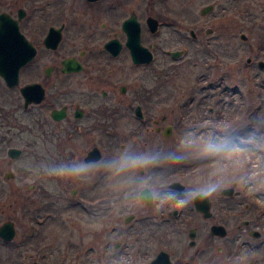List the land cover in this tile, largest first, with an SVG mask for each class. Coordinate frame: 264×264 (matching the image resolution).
<instances>
[{"label": "flooded vegetation", "instance_id": "af4514ba", "mask_svg": "<svg viewBox=\"0 0 264 264\" xmlns=\"http://www.w3.org/2000/svg\"><path fill=\"white\" fill-rule=\"evenodd\" d=\"M11 1L0 0V6L12 7ZM136 1L26 0L25 8L0 12L16 21L19 32L35 50L34 56L19 68L16 85H8L0 75V195L15 189L18 213L29 226L21 249L6 255L0 263L264 264V192L250 194L248 186L240 187L235 182L219 188L217 176L199 177L193 170L230 150L235 153L237 136L248 133L252 129L250 123L239 133L229 134L223 147H217L204 158L166 162L167 152L147 154L144 167L131 174L124 169V162L119 163L122 169L117 171L119 185L115 193L104 192L94 201L89 198L87 201L89 190L80 192L77 199L76 189H71L64 199L60 179L71 177L55 175V171L75 167L73 147L93 145V140L104 138L107 147L112 148L118 137L116 131L125 119L137 122L135 131L126 141H137L135 134L144 130L161 134L175 147L181 143V122L172 121L162 127L159 124L166 121V116L162 115L159 120L151 116L153 105L150 103L158 94L155 88L140 90L138 81L133 80L129 85L130 80L125 82L121 76L125 71L123 64L134 70L154 60L157 46L143 44L144 27L150 37H156L162 27L176 23L174 19L160 17L167 11L166 0H147L148 12L143 18V27L136 13L139 9ZM76 4L104 18L100 27L106 34L105 39L98 48L90 47L97 34L85 32V26H80L75 36L83 39L86 46L59 59L56 55L63 33L71 27L73 20L69 16L75 14ZM202 9L200 14L204 16ZM183 13L187 15L186 11ZM19 14L22 15L20 19ZM59 15L62 17L60 23L56 21ZM33 17L39 22L31 28L32 32L45 33L40 41L29 40L22 31L25 22ZM131 18L139 23L141 45L152 54L149 62H134L126 44L128 37L123 25ZM149 18L157 21L153 31L147 23ZM112 26L118 30L111 29ZM59 29L60 41L52 48L44 40L48 33ZM205 34L212 36L213 30L207 28ZM241 35L240 39L245 40ZM189 36L196 38L192 29ZM173 52L179 53L173 56ZM184 52L183 49L166 51L173 59ZM204 54L211 53L208 49ZM67 60L71 63L64 66ZM259 62L264 61L248 58L246 65L255 64L264 70ZM168 68L167 72L171 71V66ZM32 84L38 86L34 93L22 91ZM138 140L152 145V139ZM218 140L219 137H214V144ZM13 141L18 142V147ZM124 146L121 143L120 149ZM239 146L245 147L246 143L239 142ZM93 148L99 150L100 159L87 161ZM102 158L100 148L93 145L82 155L81 166H92ZM18 175L22 179L17 188L14 182ZM156 207L160 208L158 212ZM8 210L0 204V227L9 224L14 229L11 240L0 236L3 243L13 241L16 236L12 217L17 210ZM75 211L83 215L86 223L83 245L70 243L60 250L38 249L44 240L43 228L53 222L62 223L63 213ZM28 245L37 249H26Z\"/></svg>", "mask_w": 264, "mask_h": 264}, {"label": "rangeland", "instance_id": "374dc122", "mask_svg": "<svg viewBox=\"0 0 264 264\" xmlns=\"http://www.w3.org/2000/svg\"><path fill=\"white\" fill-rule=\"evenodd\" d=\"M164 2H166L167 14L164 12L163 16H160L161 19H174L176 23L162 27L156 37H150L144 27L143 18L148 12L145 7L147 0L135 2V6L139 7L136 13L144 27L143 44L148 47V44L154 43L157 46V53L150 65L131 70L123 64L125 71L121 76L125 78V82L130 80L129 85L133 80L138 81L140 90L155 88L158 94L150 103L153 105L151 116L159 120L165 115L166 121L159 124L162 127L172 121L181 122L180 145L175 147L173 142L164 140L161 134L149 130L147 133L143 130L135 134L137 138L135 142L126 141V138L135 131L137 122L125 119L122 127L116 131L118 137L116 136V144L112 148L107 147L104 138L99 140L100 143L93 140V145L102 151L101 162L86 166L82 175L60 179L61 188L65 191L64 199L68 198L71 189H76L77 199L80 197V192L83 194L89 190L86 192L87 201L88 198L94 201L104 192L108 195L115 193L119 185L117 171L122 169L119 163L124 162V169L130 170L128 174H131L133 173L131 171L135 172L144 167L147 154L153 156L167 152L169 156L166 162L175 160L188 162L191 159L204 158L217 147L225 145L229 134L239 133L248 126V123L252 129L248 133L243 132V136H237L235 153L230 150L217 160L202 164L193 170L195 176H217L219 188L230 186L235 182L240 187L248 186L250 194L264 192V70L259 69L255 64L251 67L246 65L248 58L252 61H264V0H166ZM10 3L12 7L0 6V12L9 9L15 11L18 7L25 8L26 0H12ZM76 5L75 14L69 16L73 20L71 27L63 33L59 52L56 55L59 59L70 52L77 53L86 46L83 39L80 40L75 36L80 26H85V32L95 31L94 35L97 34L90 47L98 48L105 39L106 34L100 27L104 18ZM207 5H212L213 9L202 16L200 10ZM184 11L187 15L183 13ZM61 20L62 17L59 15L56 21L60 23ZM37 21L39 22L34 17L29 19L24 24V30L22 29L31 41H40L45 34L32 32L31 28L37 25ZM207 28L213 30L212 36L205 34ZM111 29L118 30L114 26ZM190 29L195 32V39L189 36ZM84 30L82 29V32ZM241 34L245 35V40L240 39ZM207 47L211 54H204L208 50ZM182 49L185 52L176 59L170 58L166 53V51ZM169 66L171 71L167 72ZM214 137H219L218 143L214 144ZM142 138L152 139V145H146L143 140H138ZM239 142H245L246 146L239 148ZM121 143L125 145L124 149H120ZM17 144V141H13V145ZM93 145L73 147L76 156L75 167H83L80 159ZM203 177L201 179H204ZM21 179L18 175L14 182L15 187H20ZM16 197L14 188L12 192L7 190L4 196L0 195V204L8 207L9 212L13 211L12 209L17 210L12 217L16 226L15 238L8 243L0 241L2 261L6 255L14 254L16 250L21 249L20 244L29 227L27 221L18 213ZM60 203L62 204L61 201ZM159 210L160 208L156 207V212ZM75 212L63 213L60 224L54 222L47 224L42 231L44 239L42 246L37 248L60 250L65 249L70 243L82 246L86 223L83 215ZM37 248L28 245L26 249Z\"/></svg>", "mask_w": 264, "mask_h": 264}, {"label": "water", "instance_id": "95a60500", "mask_svg": "<svg viewBox=\"0 0 264 264\" xmlns=\"http://www.w3.org/2000/svg\"><path fill=\"white\" fill-rule=\"evenodd\" d=\"M93 1V0H90ZM213 9L212 5H207L202 9V14H207ZM22 17L19 14V19ZM153 31L157 25V21L149 18L147 22ZM9 26V27H8ZM8 28V30H7ZM123 28L127 33V46L131 51V55L134 62L146 63L152 59V54L148 48L144 47L140 43L139 38V23L134 18L127 20ZM10 30V31H9ZM60 29L55 32L47 34L44 42L51 44L52 48H56L61 35ZM241 38L245 36L242 34ZM10 43V44H9ZM17 43V44H16ZM19 44V46H17ZM9 47V48H8ZM22 47V48H21ZM179 52H173V56H177ZM35 54V50L30 43L25 40L22 34L19 32L16 21L6 17V14L0 15V75L5 79L8 85L14 86L18 83V70L21 66L26 64ZM71 63V60H67L63 63L64 66ZM259 66L264 67V62H259ZM36 84L26 86L22 91H28L34 93L37 89ZM100 159V152L97 148H93L86 158L87 161H97ZM196 208L198 209V202L195 200ZM0 236L5 240H11L14 237V229L9 224H4L0 227Z\"/></svg>", "mask_w": 264, "mask_h": 264}, {"label": "clouds", "instance_id": "9594fccd", "mask_svg": "<svg viewBox=\"0 0 264 264\" xmlns=\"http://www.w3.org/2000/svg\"><path fill=\"white\" fill-rule=\"evenodd\" d=\"M85 170H86V166H84V167H72V168L58 169V170L55 171V175L76 177V176H78L80 173H82Z\"/></svg>", "mask_w": 264, "mask_h": 264}, {"label": "snow or ice", "instance_id": "6c2138e0", "mask_svg": "<svg viewBox=\"0 0 264 264\" xmlns=\"http://www.w3.org/2000/svg\"><path fill=\"white\" fill-rule=\"evenodd\" d=\"M221 147H223V145H221Z\"/></svg>", "mask_w": 264, "mask_h": 264}]
</instances>
